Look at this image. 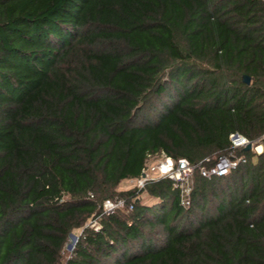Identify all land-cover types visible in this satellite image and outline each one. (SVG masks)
Masks as SVG:
<instances>
[{"label":"trees","instance_id":"obj_1","mask_svg":"<svg viewBox=\"0 0 264 264\" xmlns=\"http://www.w3.org/2000/svg\"><path fill=\"white\" fill-rule=\"evenodd\" d=\"M232 135L264 147V0H0V264H264V154ZM161 153L188 206L117 190Z\"/></svg>","mask_w":264,"mask_h":264},{"label":"built area","instance_id":"obj_2","mask_svg":"<svg viewBox=\"0 0 264 264\" xmlns=\"http://www.w3.org/2000/svg\"><path fill=\"white\" fill-rule=\"evenodd\" d=\"M232 146L234 149L245 148L250 144L245 138L238 135H232L230 137ZM252 145V144H251ZM253 148V145H252ZM157 161L151 166L149 171L154 174L155 177L148 174V170L145 168L142 171L144 178L140 176L138 186L143 187L145 182L150 180H156L160 178H168L174 182V186L180 190L181 204L188 206L189 196L191 191V177L194 173V167L189 164L186 159L173 160L166 156L164 153L154 157ZM153 157L150 159L153 160ZM245 163L244 156H235L233 153L220 157L214 165L210 168L202 167L199 172L203 178L210 179L213 176H224L231 170L235 169L239 164ZM123 203L120 200L106 201L104 204V210L107 213H112L115 208L122 207Z\"/></svg>","mask_w":264,"mask_h":264},{"label":"rangeland","instance_id":"obj_3","mask_svg":"<svg viewBox=\"0 0 264 264\" xmlns=\"http://www.w3.org/2000/svg\"><path fill=\"white\" fill-rule=\"evenodd\" d=\"M253 150L256 154H264V147L262 145H257V146H253V148L251 149ZM157 160L154 158L153 160H149L146 164V169L148 170V174L150 176H153L155 177L154 174H151V172L149 171V169L151 168V166L156 162ZM138 181L137 179H133V180H128V181H123L119 187H118V191H127V190H130V189H134V188H138ZM142 198L146 199V197L143 195ZM146 203H151V201L149 199H146L145 201ZM78 233L79 231H75L73 232L72 234L74 236H78ZM73 242L72 238L69 237L68 238V241L64 247V250H63V258L65 259L69 253L72 251V249H69L68 246ZM75 245V244H74ZM74 247V246H73Z\"/></svg>","mask_w":264,"mask_h":264},{"label":"water","instance_id":"obj_4","mask_svg":"<svg viewBox=\"0 0 264 264\" xmlns=\"http://www.w3.org/2000/svg\"><path fill=\"white\" fill-rule=\"evenodd\" d=\"M242 82L244 84H250V78L247 77V76H243L242 77ZM252 149V145L251 144H248L246 147H245V150H251ZM142 178H144V174L141 175ZM70 237L72 238L73 242L68 246L69 249H72L74 244L76 243L77 241V236H74L73 234L70 235Z\"/></svg>","mask_w":264,"mask_h":264}]
</instances>
